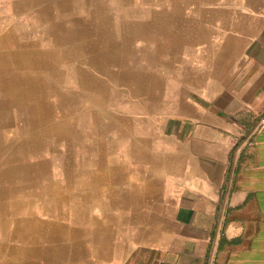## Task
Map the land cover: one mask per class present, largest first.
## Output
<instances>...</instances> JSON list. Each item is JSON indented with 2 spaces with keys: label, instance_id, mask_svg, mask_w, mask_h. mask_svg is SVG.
Wrapping results in <instances>:
<instances>
[{
  "label": "crops",
  "instance_id": "obj_1",
  "mask_svg": "<svg viewBox=\"0 0 264 264\" xmlns=\"http://www.w3.org/2000/svg\"><path fill=\"white\" fill-rule=\"evenodd\" d=\"M7 47L0 264H264V0H0Z\"/></svg>",
  "mask_w": 264,
  "mask_h": 264
},
{
  "label": "bare ground",
  "instance_id": "obj_2",
  "mask_svg": "<svg viewBox=\"0 0 264 264\" xmlns=\"http://www.w3.org/2000/svg\"><path fill=\"white\" fill-rule=\"evenodd\" d=\"M86 2H88V1H86ZM124 4V3H123ZM87 5V4H86ZM85 5V6H86ZM84 7V6H83ZM82 7V8H83ZM110 7V6H109ZM119 9V8H118ZM86 10H87V8H86ZM98 10V9H97ZM100 10V9H99ZM110 11V10H109ZM103 14V13H102ZM100 15V14H99ZM90 20H91V18H90ZM89 20V21H90ZM93 21V20H92ZM91 22V21H90ZM98 23V22H97ZM8 25V24H7ZM19 35H17V34H12V36L9 38L10 40H12V41H14L15 43H16V41L18 40V37ZM5 37V36H4ZM26 41V40H25ZM82 42V41H81ZM89 43V42H88ZM11 44V43H10ZM9 44V45H10ZM12 45V44H11ZM10 45V46H11ZM9 46V47H10ZM18 47V46H17ZM20 47V46H19ZM86 49V48H85ZM84 49V50H85ZM22 52H23V49L21 50ZM33 53V51L31 52V54ZM24 54V53H23ZM44 56V55H43ZM6 58H8V60H14L13 58H14V55H12V52L10 51V49H8V47L7 48H5L4 50H2L1 52H0V60H6ZM24 58H26V55H24ZM16 59V58H15ZM32 59H34V57H32ZM9 63V62H8ZM72 73V71H69V74H71ZM73 74V73H72ZM41 88V87H40ZM10 91H11V94L12 95H16V94H20V95H22L21 94V90L22 89H24L23 87H13L12 85L8 88ZM44 89V88H43ZM43 92V93H42ZM45 93V90L43 91H41L40 93H38L37 94V97L33 100V106H34V104H35V102H36V100L39 98V97H41L42 95L41 94H44ZM24 95H26V92H25V94ZM18 96V95H17ZM6 102H10L9 104L8 103H4V107L5 106H7V105H9V106H11L12 107V99L8 96V95H6ZM8 98L10 99V101L8 100ZM22 99V98H21ZM54 101V100H53ZM53 101L52 100H44V99H41V100H39L37 103H36V105H35V111H34V115H33V118H32V126H36V125H41L42 124V122H45V119L47 118V113H46V111H45V108L46 107H48V108H50L51 110L52 109H55L56 107H54L53 105H54V103H53ZM26 102V96H25V98H24V103ZM22 103V102H21ZM20 103V104H21ZM51 115V114H50ZM4 116V115H3ZM2 116V117H3ZM51 119H53V118H51ZM64 119V118H63ZM59 120V119H58ZM65 122V121H64ZM71 122V121H70ZM58 123V121L57 120H52L51 122H50V124H57ZM45 125V124H44ZM56 127V126H55ZM50 128V127H49ZM57 130V129H56ZM26 131V130H25ZM57 132V131H56ZM59 133V132H58ZM2 135V134H1ZM5 137V136H4ZM57 140V139H56ZM59 140V139H58ZM3 141V139L2 138H0V142H2ZM57 142V141H56ZM15 147V146H14ZM20 147V146H19ZM32 147V146H31ZM41 147V146H40ZM16 149V148H15ZM14 149V150H15ZM20 150H22V149H20ZM7 151H9V150H7ZM11 152V151H10ZM33 152V151H32ZM2 154V153H1ZM12 154V153H11ZM22 154V153H21ZM3 155V154H2ZM4 157V156H3ZM19 157V156H18ZM9 159V158H8ZM18 159V158H17ZM10 161V160H9ZM8 161V162H9ZM7 162V161H6ZM18 162H20V161H18ZM4 165H6V164H4ZM2 166V165H1ZM5 167V166H4ZM18 169V168H17ZM6 170H8V169H6ZM6 172V171H5ZM5 174V173H4ZM5 179V178H4Z\"/></svg>",
  "mask_w": 264,
  "mask_h": 264
},
{
  "label": "rangeland",
  "instance_id": "obj_3",
  "mask_svg": "<svg viewBox=\"0 0 264 264\" xmlns=\"http://www.w3.org/2000/svg\"><path fill=\"white\" fill-rule=\"evenodd\" d=\"M82 16H84L83 14H82ZM23 49V47L21 48V50ZM21 50H17V49H15V50H12V49H10V51L12 52V55H14V58L13 59H23L24 58V55H27L26 56V58L27 59H29L30 61H31V59H32V57H34V59L36 60V59H38V58H40L41 57V51L39 52V51H36V50H34L33 51V53L31 54V52H26L25 50H23V52L21 51ZM24 53V54H23ZM49 53H51L52 55H56L57 53H59V51H55V52H52V51H49ZM37 63V62H36ZM39 63V62H38ZM35 64V63H34ZM39 66V65H38ZM35 67V66H34ZM39 67H41V66H39ZM42 68V67H41ZM51 68V67H50ZM49 68V69H50ZM44 69L46 70V68L44 67ZM53 69V68H52ZM72 69V67H70V70ZM51 73V72H50ZM15 78V77H14ZM14 78H13V83H14ZM4 96H6V94H3ZM6 98H1V100H0V106L1 107H4V103L6 102ZM3 103V104H2ZM28 108H29V110H28V115L30 116V120L32 121V116L34 115V112H32L31 110H30V106H27ZM30 121V122H31ZM28 122V121H27Z\"/></svg>",
  "mask_w": 264,
  "mask_h": 264
}]
</instances>
